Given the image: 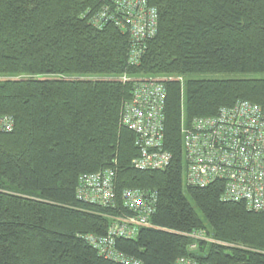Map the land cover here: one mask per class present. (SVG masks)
I'll list each match as a JSON object with an SVG mask.
<instances>
[{"label":"trees","instance_id":"obj_1","mask_svg":"<svg viewBox=\"0 0 264 264\" xmlns=\"http://www.w3.org/2000/svg\"><path fill=\"white\" fill-rule=\"evenodd\" d=\"M106 4L0 0V118L12 122L0 132V264H123L86 238L132 216L121 196L136 189L157 196L153 228L113 237L114 253L140 264H264V212L223 200L221 182L187 185L180 134L182 122L238 101L264 111V0H148L157 31L133 64L128 33L90 21ZM218 74L228 76L199 78ZM149 78L166 89L162 149L171 159L140 171L120 115L135 81ZM109 169L115 207L78 202L79 177ZM191 233L207 239L194 252L181 235Z\"/></svg>","mask_w":264,"mask_h":264},{"label":"built area","instance_id":"obj_2","mask_svg":"<svg viewBox=\"0 0 264 264\" xmlns=\"http://www.w3.org/2000/svg\"><path fill=\"white\" fill-rule=\"evenodd\" d=\"M97 28L113 23L130 37L129 62L137 63L144 40L156 34L158 14L148 0H107V4L90 18ZM122 82L129 78H121ZM166 89L159 79L135 81L131 100L120 115L121 126L136 136L138 156L131 165L140 171L168 167L170 155L163 151V109ZM12 122L0 118V132H9ZM187 185L205 188L215 182L224 187L222 199L242 202L248 210L264 212V111L248 101L222 107L212 117L182 122L180 130ZM113 170L81 175L77 181L76 200L97 208H113ZM122 206L133 213L116 217L104 238H86L104 257L123 264H140L114 253L113 237L134 238L140 228H153L149 220L155 213V193L124 190ZM194 241L207 240L202 233L181 234ZM174 264H200L190 257L178 258Z\"/></svg>","mask_w":264,"mask_h":264},{"label":"rangeland","instance_id":"obj_3","mask_svg":"<svg viewBox=\"0 0 264 264\" xmlns=\"http://www.w3.org/2000/svg\"><path fill=\"white\" fill-rule=\"evenodd\" d=\"M228 75H201L199 76V78H202V79H224V78H227ZM93 79H100V77H92ZM161 79H169L165 76H163ZM181 82H183V78L182 80H180Z\"/></svg>","mask_w":264,"mask_h":264}]
</instances>
